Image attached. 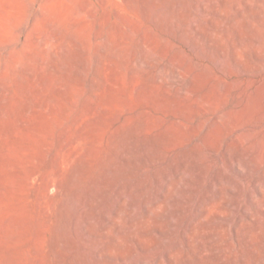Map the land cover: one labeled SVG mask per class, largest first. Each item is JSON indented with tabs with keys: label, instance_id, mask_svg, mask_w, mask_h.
<instances>
[{
	"label": "rangeland",
	"instance_id": "374dc122",
	"mask_svg": "<svg viewBox=\"0 0 264 264\" xmlns=\"http://www.w3.org/2000/svg\"><path fill=\"white\" fill-rule=\"evenodd\" d=\"M0 264H264V0H0Z\"/></svg>",
	"mask_w": 264,
	"mask_h": 264
},
{
	"label": "bare ground",
	"instance_id": "6f19581e",
	"mask_svg": "<svg viewBox=\"0 0 264 264\" xmlns=\"http://www.w3.org/2000/svg\"><path fill=\"white\" fill-rule=\"evenodd\" d=\"M65 209V208H64Z\"/></svg>",
	"mask_w": 264,
	"mask_h": 264
}]
</instances>
